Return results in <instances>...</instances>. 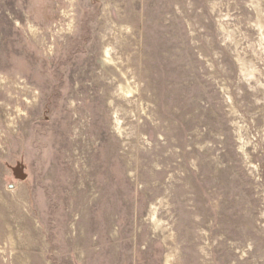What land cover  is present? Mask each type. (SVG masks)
Masks as SVG:
<instances>
[{
	"label": "rangeland",
	"instance_id": "374dc122",
	"mask_svg": "<svg viewBox=\"0 0 264 264\" xmlns=\"http://www.w3.org/2000/svg\"><path fill=\"white\" fill-rule=\"evenodd\" d=\"M0 264H264V0H0Z\"/></svg>",
	"mask_w": 264,
	"mask_h": 264
}]
</instances>
